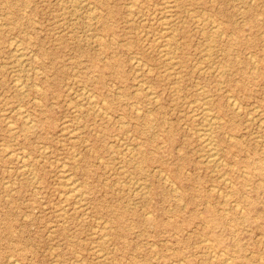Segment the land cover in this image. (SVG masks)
I'll use <instances>...</instances> for the list:
<instances>
[{"label":"rangeland","instance_id":"rangeland-1","mask_svg":"<svg viewBox=\"0 0 264 264\" xmlns=\"http://www.w3.org/2000/svg\"><path fill=\"white\" fill-rule=\"evenodd\" d=\"M66 1L0 0V264H264V0Z\"/></svg>","mask_w":264,"mask_h":264},{"label":"bare ground","instance_id":"bare-ground-1","mask_svg":"<svg viewBox=\"0 0 264 264\" xmlns=\"http://www.w3.org/2000/svg\"><path fill=\"white\" fill-rule=\"evenodd\" d=\"M55 1H57V0H55ZM60 1H61V0H60ZM67 1H68V0H67ZM67 1H66V3H67ZM72 1H73V0H72ZM80 1H81V0H80ZM160 1H161V0H160ZM165 1H166V0H165ZM174 1H176V0H173V2H174ZM52 2H54V1H52ZM58 2H59V1H58ZM69 2H70V1H69ZM75 2H77V1H75ZM232 2H234V1L232 0ZM62 3H64V2H62ZM62 3H61V5H62ZM70 3H71V2H70ZM70 3H69V4H70ZM83 3H84V2H83ZM167 3H168V2H167ZM167 3H165V4H167ZM250 3H251V2H250ZM58 4H60V3H58ZM64 4H65V3H64ZM71 4H72V3H71ZM168 4H169V3H168ZM170 4H173V3H170ZM61 5H60V6H61ZM82 5H83V4H82ZM88 5H89V3L87 4V6H88ZM124 5H125V4H124ZM160 5H161V4H160ZM160 5H157V6L159 7ZM163 5H164V3H163ZM69 6H70V5H69ZM77 6H78V5H77ZM80 6H81V5L78 6V9H79ZM126 6H128V5H126ZM130 6H131V5H130ZM161 6H162V5H161ZM171 6H172V5H171ZM241 6H242V5H241ZM162 7L165 8V10H166V7H164V6H162ZM182 7H183V6H182ZM67 8H68V6H67ZM71 8H72V7H71ZM74 8H75V7H74ZM74 8H73V9H74ZM81 8H82V7H81ZM127 8H130V7L128 6ZM167 8H168V6H167ZM175 8H176V7H175ZM75 9H76V8H75ZM75 9H74V10H75ZM172 9H173V8H172ZM199 9H200V8H199ZM62 10H63V8H62ZM70 10H71V9H70ZM83 10H84V9H83ZM97 10H99V9H97ZM155 10H156V9H155ZM167 10H169V9H167ZM184 10H185V9H184ZM241 10H242V9H241ZM89 11H91V10L89 9ZM81 12H82V11H81ZM81 12H80V14H81ZM149 12H150V11H149ZM153 12H155V11H153ZM158 12H161V11H158ZM184 12H185V11H184ZM192 12H193V11H192ZM192 12H191V13H192ZM75 13H76V12H75ZM75 13H74V14H75ZM126 13H128V12H126ZM129 13H130V12H129ZM146 13H147V12H146ZM170 13H171V12H170ZM170 13L168 12V14H170ZM175 13H176L175 15H177V12H175ZM185 13H186V12H185ZM189 13H190V12H189ZM191 13H190V14H191ZM8 14H9V13H8ZM8 14H7V15H8ZM64 14H66V13L64 12ZM64 14H63V15H64ZM74 14H72V15L74 16ZM137 14H138V13H137ZM154 14H155V13H154ZM63 15H61V16H63ZM75 15H76V14H75ZM77 15H78V14H77ZM83 15H84V14H83ZM90 15L93 16L92 14H90ZM142 15H143V14H142ZM149 15H150V14H149ZM159 15H160V14H159ZM164 15H165V14H164ZM175 15H174V16H175ZM201 15H202V14H201ZM0 16H1V15H0ZM73 16H72V17H73ZM152 16H154L153 13H152ZM174 16H172V17H174ZM70 17H71V16H69V18H70ZM162 17H163V16H162ZM162 17H161L160 19H162ZM164 17H165L164 19H166V17H168V16H164ZM169 17H170V16H169ZM169 17H168V20H169ZM172 17H171V19H173ZM1 18H2V17H1ZM141 18H142V17H141ZM71 19H72V18H71ZM91 19H92V18H91ZM94 19H95V17H94ZM133 19H134V17H133ZM156 19H157V17H156ZM176 19H177V18H176ZM210 19H211V18H210ZM76 20H77V19H76ZM78 20H79V19H78ZM92 20H93V19H92ZM157 20L159 21V19H157ZM157 20H156V21H157ZM166 20H167V19H166ZM182 20H183V19H182ZM207 20H208V19H207ZM72 21H74V20H72ZM72 21H70V22H72ZM80 21H81V20H80ZM85 21H86V20H85ZM139 21H140V20H139ZM162 21H163V20H162ZM175 21H176V20H175ZM175 21H174V22H175ZM203 21H204V20H203ZM203 21H201V22H203ZM210 21H212V19H211ZM217 21H218V20H217ZM68 22H69V21H68ZM76 22H77V21H76ZM142 22H143V21H142ZM144 22H145V20H144ZM151 22H153V20H152ZM163 22H164V21H163ZM163 22H162V23H163ZM140 23H141V22H140ZM160 23H161V21H160ZM170 23H171V22H169V24H170ZM177 23H178V22H177ZM94 24H95V23H94ZM163 24L165 25V23H163ZM171 24H173V22H172ZM178 24H180V23H178ZM213 24H214V23H213ZM0 25H1V24H0ZM173 25L175 26V24H173ZM199 25H200V24H199ZM211 25H212V24H211ZM218 25H219V24H218ZM1 26H3V25H1ZM1 26H0V27H1ZM66 26H67V24H66ZM70 26H71V25H70ZM70 26H69V27H70ZM89 26H90V25H89ZM162 26H163V25H162ZM168 26H169V25H168ZM203 26H204V24H203ZM203 26H202V27H203ZM212 26H213V25H212ZM212 26H209V27L212 28ZM4 27H5V26H4ZM67 27H68V26H67ZM149 27H151V26H149ZM152 27H153V26H152ZM163 27H164V26H163ZM166 27H167V26H166ZM170 27H172V26H170ZM217 27H218V26H217ZM217 27H216V26H215V28L213 27V29H215L214 31H217ZM219 27H221V26H219ZM146 28L148 29V27H146ZM172 28H174V27H172ZM147 29H146V30H147ZM167 29H168V28H167ZM170 29H171V28H170ZM196 29H197V28H196ZM163 30H164V29H163ZM163 30H161V32H162ZM168 30H169V29H168ZM174 30H175V28H174ZM179 30H181V28H180ZM192 30H193V29H192ZM153 31H155V30H153ZM166 31H167V30H166ZM176 31H177V30H176ZM201 31L203 32L204 30H201ZM201 31H200V32H201ZM86 32H87V31H86ZM159 32H160V31H159ZM168 32H169V31H168ZM163 33H167V32H163ZM176 33H177V32H176ZM214 33H215V32H214ZM147 34H148V32H147ZM147 34H146V35H147ZM150 34H151V33H150ZM153 34H154V33H153ZM171 34H172V33H171ZM171 34H170V36H171ZM202 34H203V33H202ZM219 34H220V33H219ZM219 34H217V35H219ZM221 34H222V33H221ZM156 35L159 36V34H156ZM162 35H163V34H162ZM173 35H174V32H173ZM199 35H200V33H199ZM89 36H90V35H89ZM89 36H88V37H89ZM95 36H96V34H95ZM166 36H167V35H166ZM174 36H175V35H174ZM174 36H173V37H174ZM209 36H210V34H209ZM226 36H227V35H226ZM88 37H86V39H87ZM93 37H94V36H93ZM96 37H98V35H97ZM159 37H160V36H159ZM163 37H164V36H163ZM167 37H168V36H167ZM84 38H85V37H84ZM89 38H90V37H89ZM100 38H101V37H100ZM136 38H137V37H136ZM146 38H147V36H146ZM153 38H154V37H153ZM155 38H156V37H155ZM175 38H176V36H175ZM175 38H174V39H175ZM209 38H210V37H209ZM209 38H208V40H209ZM93 39H94V38H93ZM165 39H166V38H165ZM174 39H173V40H174ZM160 40L162 41V39H160ZM168 40H170V38H169ZM171 40H172V36H171ZM14 41H15V40H14ZM138 41H139V40H138ZM155 41H158V39L156 38ZM166 41H167V39H166ZM166 41H165V43H166ZM142 42H143V41H142ZM153 42H154V41H153ZM167 42H168V41H167ZM175 42L178 44V41L175 40ZM204 42L208 43L207 40L204 41ZM211 42H212V41H211ZM162 43H163V42H162ZM162 43H161V44H162ZM199 44H200V43H199ZM9 45H10V47H11V44H9ZM97 46H98V45H97ZM152 46H153V45H152ZM160 46H161V45H160ZM165 46H166V45H165ZM165 46H163V47H165ZM175 46H177V45H174L173 47H175ZM8 47H9V46H8ZM168 47L171 48L172 45H171V46L168 45ZM173 47H172V48H173ZM207 47H208V46H207ZM159 48H160V47H159ZM165 48H166V47H165ZM170 48H168V49H169L168 51H171V50H172V49L170 50ZM176 48H177V47H176ZM209 48H210V47H209ZM156 49L158 50V48H156ZM161 49H162V48H161ZM210 49L212 50V48H210ZM12 50H14L15 52H17V55H18V52H19V45H18V46H17V45H14V48H13ZM12 50H11V51H12ZM163 50H164V49H163ZM174 50H175V52H176V49H175V48H174ZM165 51H167V48H166ZM200 51H201V50H200ZM12 52H13V51H12ZM30 52H31V51H30ZM148 52H149V51H148ZM159 52H161V51L159 50ZM172 52H173V51H172ZM204 52H205V51H204ZM19 53H20V52H19ZM164 53H167V52H164ZM164 53H161V54H164ZM201 53H203V52H201ZM207 53H208V52H207ZM209 53H210V52H209ZM9 54H10V53H9ZM20 54H21V53H20ZM28 55H30V54L28 53ZM28 55H26V57H27ZM31 55H32V54H31ZM133 55H134V54H133ZM164 55H165V54H164ZM173 55H174V54H173ZM209 55H211V54H209ZM209 55H208V56H209ZM10 56L12 57L13 55H10ZM18 56H19V55H18ZM33 56H34V55H33ZM33 56H32V58L34 59L35 56H34V57H33ZM159 56H161V55L159 54ZM166 56H168V58H167ZM166 56H165V58H167V59H166L165 61H167V62L169 63L170 60L172 59V57L169 58V53H168V55H166ZM208 56H207V57H208ZM246 56H247V55H246ZM250 56H252V55H250ZM22 57H25L24 54H23ZM131 57H133V56H131ZM163 57H164V56H163ZM163 57H162V58H163ZM204 57H205V59L207 58L206 56H204ZM204 57H203V58H204ZM9 58H10V57H9ZM133 58H135V57H133ZM201 58H202V57H201ZM10 59H11V58H10ZM138 59H139V58H138ZM160 59H161V58H160ZM18 60L20 61V60H21V57H18ZM35 60H36V57H35ZM135 60H136V59H135ZM135 60L132 59V62L135 61ZM174 60H175V59H174ZM177 60H178V59H177ZM206 60H207V59H206ZM14 61H15V60H14ZM23 61H24V60H23ZM136 61L138 62V60H136ZM153 61H154V60H153ZM156 61H157V60H156ZM251 61H252V59H251ZM21 62H22V61H21ZM26 62H27V60H26ZM26 62H25V63H26ZM163 62H164V60H163ZM198 62H199V61H197V63H198ZM252 62H253V61H252ZM254 62H255V61H254ZM14 63H15V62H14ZM23 63H24V62H23ZM134 63H135V62H134ZM143 63H144V62H143ZM165 63H166V62H165ZM136 64H137V63H135V66H136ZM144 64H145V63H144ZM15 65H18V64L15 63ZM31 65H32V64H31ZM137 65H138V64H137ZM142 65H143V64H142ZM142 65H141V66H142ZM163 65H165V64H163ZM163 65H162V66H163ZM166 65H167V64H166ZM172 65H173V64H172ZM175 65H176V64H175ZM218 65H220V63H218ZM211 66H214V65H211ZM32 67H33V66H32ZM133 67H134V65H133ZM142 67H143V66H142ZM160 67H161V66H160ZM163 67H164V66H163ZM165 67H166V66H165ZM165 67H164V68H165ZM172 67H173V66H172ZM194 67H196V65H194ZM19 68H20V66H19ZM143 68H144V67H143ZM164 68H163V70H164ZM167 68H168V67H167ZM211 68H212V67H211ZM217 68H218V67H217ZM147 69H148V67H147ZM192 69H193V68H192ZM218 69H219V68H218ZM21 70H22V69H20V71H21ZM23 70H24V69H23ZM25 70H27V67H26V66H25ZM169 70H171V69H169ZM194 70H195V68H194ZM202 70H203V69H202ZM206 70H207V69H206ZM164 71H165V70H164ZM171 71H172V70H171ZM21 72H22V71H21ZM21 72H20V73H21ZM23 72H25V71H23ZM134 72L136 73V71H134ZM137 72H138V71H137ZM167 72H168V71H167ZM167 72H166V73H167ZM201 72H202V71H201ZM15 73L18 74L19 72L16 71ZM20 73L18 74L19 76H20ZM162 73L164 74L165 72H161V74H162ZM176 73H177V72H176ZM199 73H200V70H199ZM199 73H198V74H199ZM221 73H222V72H221ZM25 74H26V72H25ZM29 74H30V73H29ZM163 74H162V75H163ZM203 74H204V73H203ZM170 75H171V74H169V77H170ZM172 76H173V75H171V77H172ZM15 77H16V79H18V83H17V84H19V87H20L21 91H23V90H22L23 87L20 86V83H19L20 80H19L18 76H15ZM20 77H21V76H20ZM92 77H93V76H92ZM138 77H139V76H138ZM138 77H137V78H138ZM169 77H168V78H169ZM22 78H24V77H22ZM165 78H167V76H165ZM14 79H15V78H14ZM16 79H15V80H16ZM32 79H33V78H32ZM26 80H27V79H26ZM166 80H167V79H166ZM166 80H164V81H166ZM176 80L178 81V78H177ZM16 81H17V80H16ZM20 82H21V81H20ZM167 82H168V81H167ZM174 82H175V81H174ZM177 83H178V82H177ZM218 83H220V82H218ZM221 83H222V82H221ZM83 84H84V83H83ZM142 84H143V83H141V85H142ZM21 85H22V84H21ZM139 85H140V83H139ZM172 85H173V84H172ZM175 85H177V84H175ZM175 85H174V86H175ZM216 85H217V82H216ZM15 86H16V83H15ZM23 86H24V85H23ZM27 86H28V85H26V87H27ZM147 86H148V85H147ZM201 86H202V85H201ZM19 87H18V88H19ZM21 87H22V88H21ZM26 87H25V88H26ZM136 87H138V85H137ZM169 87H170V86H169ZM14 88H15V87H14ZM198 88H199V86H198ZM16 89H17V88H16ZM146 89H147V88H146ZM174 89H175V88H174ZM17 90H18V89H17ZM17 90H16V91H17ZM85 90L87 91V89H85ZM175 90H176V89H175ZM179 90H180V89H179ZM217 90H218V89H217ZM21 91H20V92H21ZM86 91H85V92H86ZM134 91L139 92V91H137V90H134ZM81 92H82V91H81ZM81 92H80V93H81ZM198 92H199V91H198ZM21 93H22V92H21ZM23 93H25V91H24ZM90 93H91V92H90ZM75 94H76V93H75ZM88 94H89V93H88ZM134 94H135V93H134ZM149 94H150V93H149ZM149 94L147 95V97H149ZM151 94H152V92H151ZM77 95H78V94H77ZM82 95H83V94H82ZM82 95H81V96H82ZM90 95H91V94H90ZM114 95H115V93H114ZM24 96H25V94H24ZM75 96H76V95H75ZM84 96H85V95H84ZM154 96H155V95H154ZM154 96H153V98H154ZM87 97H88V96H87ZM209 97H210V96H209ZM209 97H208L207 100L210 99ZM81 98H82V97H81ZM149 98H151V97H149ZM153 98H152V99H153ZM155 98H156V97H155ZM155 98H154V99H155ZM176 98H177V97H176ZM206 98H207V97H206ZM206 98H205V99H206ZM87 99H88V98H87ZM94 99H95V98H94ZM203 99H204V98H203ZM231 99H232V98H231ZM88 100H90V99H88ZM196 100H197V99H195V101H196ZM229 100H230V99H229ZM234 100H235V99H234ZM234 100H232V101L234 102V105H235V102H236V101H234ZM103 101H104V100H103ZM103 101H102V102H103ZM198 101H199V100H198ZM198 101H196V102H198ZM85 102H86V101H85ZM102 102H101V103H102ZM189 102H190V101H189ZM228 102H229V101H228ZM233 102H232V103H233ZM92 103H93V102H92ZM94 103H95V102H94ZM94 103H93V104H94ZM201 103H202V101H201ZM188 104H189V103H188ZM86 105H88L87 102H86ZM91 105H92V104H91ZM98 105H99V104H98ZM238 105H240V104H237V107H239ZM190 106H191V105H190ZM202 106H203L202 109H199L200 107L198 108L199 110H201V111H200V116H201L200 119L202 120V122L206 123L209 127H211V126L214 124V119H213L214 117L211 115V113H210V111H209L208 108H206L204 105H202ZM202 106H201V107H202ZM96 107H97V106H96ZM98 107H99V106H98ZM90 108H91V107H90ZM93 108H94V107H93ZM16 109H17V108H16ZM99 109H100V107L98 108V110H99ZM252 109H253V108H252ZM14 110H15V109H14ZM14 110H13V112H14ZM73 110H74V109H73ZM100 110H102V109H100ZM199 110H198V111H199ZM237 110H239V109H237ZM192 111H193V110H192ZM192 111H191V112H192ZM21 112H22V111H21ZM75 112H76V111H75ZM104 112H105V111H104ZM104 112H103V113H104ZM134 112H135V111H134ZM253 112H254V111H253ZM103 113H102V114H103ZM254 113H255V112H254ZM261 113H262V112H261ZM96 114H97V113H96ZM148 114H149V113H148ZM187 114H188V113H187ZM190 114H191V113H190ZM16 115H17V114H16ZM21 115H22V114H21ZM24 115H25V117H26L28 114H27V115L24 114ZM104 115H105V114H104ZM22 116H23V115H22ZM28 116H29V115H28ZM93 117H94V116H93ZM247 117H248V116H247ZM22 118H23V117H22ZM192 118H195V116H194V117L192 116ZM196 118H197V117H196ZM27 119H28V117H27ZM252 119H253V118H252ZM219 120H220V119H219ZM250 121H251V120H250ZM260 121H262V120H260ZM260 121H259V122H260ZM25 122H27V120H26ZM8 123H10V122H8ZM30 123H31V120H30ZM10 124H11V126H12V123H10ZM244 124H245V123H244ZM6 125L9 126V124H6ZM73 125H74V124H73ZM27 126H28V125H27ZM120 126H121V125H120ZM218 126H220V125H218ZM28 127H29V126H28ZM262 127H263V126H262ZM77 128H78V127H77ZM77 128L74 129V130H77ZM202 128H203V127H202ZM78 129H79V128H78ZM209 129H211V128H208V130H209ZM74 130H73V132L76 133L77 131H74ZM257 130H258V129H257ZM9 131H10V130H9ZM200 131H201V130H200ZM200 131H198V132L201 133ZM204 131L207 132V129H206V130H203V132H204ZM209 131H210V133H211V130H209ZM10 132H13V130H11ZM10 132H9V133H10ZM21 132H22V131H21ZM73 132H72V133H73ZM95 133H96V132H95ZM127 133H128V132H127ZM68 135H69V133H68ZM70 135H71V134H70ZM79 135H80V134H79ZM211 135H212V134H210V136H211ZM224 135H225V134H224ZM77 136H78V135H77ZM199 136H200V135H199ZM201 136H202V135H201ZM201 136H200V137H201ZM203 136H204V135H203ZM228 136H229V135H228ZM204 137H209V136H204ZM204 137H201V139H202L201 141H202V144H203L204 148H206L207 152H205V153H206V156L203 157V158H205V161H206L207 164H209V165H214V166L217 168V165H218V163H219L218 159H219L220 157L217 156V152H215L216 150L213 149V148L215 147V146L211 143L213 140L210 141V140H208V139H206V138H204ZM73 138H74V137H73ZM73 138L71 139L72 141L76 140V139L73 140ZM115 138H116V137H115ZM69 139H70V138H69ZM84 140H85V139H84ZM198 140H200V139H198ZM229 140H230V139H229ZM119 141H120V140H119ZM209 141H210V142H209ZM121 142H122V140H121ZM74 143H75V142H74ZM210 143H211V145H213V148H211ZM253 143H254V142H253ZM122 144H123V143H122ZM202 144H201V145H202ZM125 145H126V144H125ZM108 146H109V145H108ZM112 146H113V145H112ZM127 146H128V145H127ZM109 147H110V146H109ZM113 147H115V146H113ZM130 147H131V145H130ZM130 147H129V148H130ZM129 148H128V149H129ZM261 148H262V147H261ZM128 149H126V150H128ZM83 150H84V149H83ZM126 150H125V151H126ZM116 151H117V149H116ZM130 151H131V149H130ZM74 153H75V151H74ZM111 153H112V152H111ZM203 153H204V152H203ZM222 153H223V152H222ZM9 154H11V153H9ZM12 154H13V153H12ZM130 154H131V153H130ZM130 154H129V155H130ZM7 155H8V154H7ZM72 155H73V154H72ZM9 156H10V155H9ZM118 156H119V155H118ZM26 157H27V156H26ZM73 157H75V156L73 155ZM78 157H79V156H78ZM21 158H22V157H21ZM199 158H200V157H199ZM201 158H202V157H201ZM22 159H23V158H22ZM24 159H25V157H24ZM34 159H35V158H34ZM75 159H76V158H74V160H75ZM220 159H221V158H220ZM114 160H115V159H114ZM114 160H113V161H114ZM130 161H131V160H130ZM130 161H129V163H130ZM125 162H126V161H125ZM222 163H223V162H222ZM134 164H135V163H134ZM223 164H224V163H223ZM28 165H29V164H28ZM62 165H63V164H62ZM102 165H103V164H102ZM108 165H109V164H108ZM228 165H229V164H228ZM24 166H25V165H24ZM75 166H76V165H75ZM63 167H64V166H63ZM114 167H115V166H114ZM133 167H135V165L132 166V169H133ZM229 167H230V166H229ZM21 168H22V167H21ZM21 168H20V169H21ZM28 168H30V166H28ZM64 168H65V167H64ZM212 168H213V167H212ZM119 170H121V169H119ZM32 171H33V170H32ZM60 173H61V172H60ZM60 173H59V174H60ZM62 173H63V172H62ZM122 173H123V172H122ZM129 173H130V172H129ZM158 173H162V172L160 171V172H158ZM210 173H211V172H210ZM212 173H213V172H212ZM31 174H33V172H31ZM64 174H66V173H64ZM123 174H124V173H123ZM245 174H246V173H245ZM66 175H67V174H66ZM158 175H160V174H158ZM162 175H163V174H162ZM223 175H225V174H223ZM30 176H31V175H30ZM112 176H113V175H112ZM130 176H131V174H130ZM163 176L167 178V176H165V174H164ZM20 177H22V176L20 175ZM65 177H66V176H65ZM222 177H223V176H222ZM32 178H34V179L36 180V177L33 176ZM70 178H71V175H70ZM128 178H129V177H128ZM166 178H165V179H166ZM60 179H62V178H59V180H60ZM63 179H64V178H63ZM129 179H130V178H129ZM165 179H164V181H165ZM210 179H212V178H210ZM218 179H219V177H218ZM65 180H66V178H65ZM126 180H127V179H126ZM162 180H163V179H162ZM166 180H167V179H166ZM27 181H28V180H27ZM60 181H61V180H60ZM75 181H76V180H75ZM77 181H78V179H77ZM119 181H121V180H119ZM132 181H133V180H132ZM132 181H130V182H132ZM136 181H138V180H136ZM136 181H134V182H136ZM140 181H141V180H140ZM217 181H218V180H217ZM224 181H225V180H224ZM227 181H228V180H227ZM227 181H226V182H227ZM28 182H29V181H28ZM33 182H34V181H33ZM38 182H39V181H38ZM66 182H67L68 190H69V192H70L69 194L71 195V192L73 193V192L75 191V185L73 184V182L71 181V179H68V176H67V180H66ZM124 182H125V181H124ZM166 182H167V181H166ZM76 183H77V182H76ZM76 183H75V184H76ZM113 184H114V183H113ZM115 184H117V183H115ZM122 184H123V183H122ZM124 184H126V183H124ZM128 184H129V183H128ZM128 184H126V185H128ZM172 184H173V183H172ZM9 185H10V184H9ZM11 185H12V184H11ZM134 185H135V183H134ZM148 185H149V183L147 184V186H148ZM67 186H66V188H67ZM114 186H115V185H114ZM136 186H137V185H136ZM136 186H135V187H136ZM6 187H7V186H6ZM64 187H65V186H64ZM64 187H63V188H64ZM77 187H79V186L77 185ZM77 187H76V188H77ZM119 187H120V186H119ZM133 187H134V186H133ZM139 187L142 188L141 185H139ZM66 188H65V189H66ZM120 188H121V187H120ZM140 188H139V190H140ZM110 189H111V188H110ZM210 190H212V189H210ZM219 190H220V189H219ZM115 191H116V190H115ZM124 192H125V191H124ZM171 192H172V191H171ZM138 193H139V192H138ZM218 193H220V192H218ZM60 194L63 195L62 193H60ZM73 194H74V193H73ZM142 194H143V193H142ZM227 194H228V193H227ZM80 195H81V194H79V196H80ZM77 197H78V196H77ZM82 197H83V195H82ZM65 198H67L66 195H65ZM79 198H80V197H79ZM79 198H78V200H79ZM224 198H225V197H224ZM117 202H118V201H117ZM126 203H127V202H126ZM75 204H76V203H75ZM218 204H219V203H218ZM235 204H236V203H235ZM72 205H74V204H72ZM129 205H130V204H129ZM132 205H133V204H132ZM136 205H137V204H136ZM66 207H67V206H66ZM66 207H65V208H66ZM74 207H75V206H74ZM74 207H73V208H74ZM61 208H63V207H61ZM60 210H61L60 212H62V209H60ZM63 210L66 211L65 209H63ZM127 210L129 211L128 208H127ZM64 211H63V212H64ZM63 212H62V213H63ZM74 213H75V212H74ZM69 214H70V213H69ZM145 214H146V213H145ZM62 215H63V214H62ZM83 216H85V215H83ZM148 216H149V213H148ZM142 217H143V216H142ZM106 222H107V221H106ZM65 223H66V222H65ZM63 225H64V224H63ZM65 225H66V224H65ZM65 225H64V226H65ZM129 228H130V227H129ZM126 229H127V228H125V230H126ZM131 229H132V227H131ZM131 229H130V230H131ZM111 230H112V228H111ZM99 231H101V230H99ZM104 231H105V230H104ZM127 231H128V229H127ZM99 233L101 234V232H99ZM97 234H98V233H97ZM67 238H68V237H67ZM101 238H102V237H101ZM101 238H100V239H101ZM200 238H201V237H200ZM100 239H98V240H100ZM104 239H105V238H104ZM262 240H264V239H262ZM101 241H102V239H101ZM101 241H99V243H100ZM207 241H208V240H207ZM107 242H108V241H107ZM205 242H206V241H205ZM91 243H92V242H91ZM103 243H104V242H103ZM199 243H200V242H199ZM263 243H264V242H263ZM92 245H95V244L93 243ZM96 245H97V244H96ZM98 245H99V244H98ZM100 246H101V245H100ZM96 247H97V246H96ZM113 247H114V246H113ZM109 248H110V247H109ZM99 249H100V248H99ZM101 249H102V248H101ZM151 249H152V248H151ZM92 250H93V251H94V250L96 251V248H95V249H92ZM97 250H98V248H97ZM165 250H167V248H166ZM98 252H100V251H98ZM219 253H220V252H219ZM102 254H103V253H102ZM105 254H106V253H105ZM105 254H104V255H105ZM109 254H110V253H109ZM106 255H107V254H106ZM106 255H105V256H106ZM107 256H108V255H107ZM226 256H227V255H226ZM103 257H104V256H103ZM212 257H213V256H212ZM11 259H12V257H11ZM11 259H10V260H11ZM96 259L98 260L99 258H96ZM111 259H112V258H111ZM99 260H100V259H99ZM228 260H229V259H228ZM15 261H16V260H15ZM104 261H105V260H104ZM95 262H96V261H95ZM225 262H227V261H225ZM225 262H224V263H225ZM96 263H97V262H96ZM11 264H19V263H16V262H15V263H11Z\"/></svg>","mask_w":264,"mask_h":264}]
</instances>
